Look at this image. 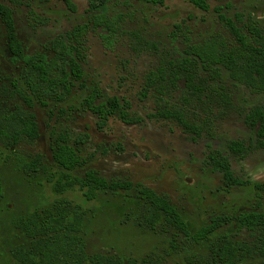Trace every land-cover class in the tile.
Here are the masks:
<instances>
[{
	"label": "rangeland",
	"instance_id": "374dc122",
	"mask_svg": "<svg viewBox=\"0 0 264 264\" xmlns=\"http://www.w3.org/2000/svg\"><path fill=\"white\" fill-rule=\"evenodd\" d=\"M20 1L23 5L12 8L26 53L48 55H52L53 40L83 21L81 7L86 9L88 3L74 0L78 11L72 14L62 0ZM169 1L166 8L153 7L147 0L111 2L110 15H125L116 25L114 48L106 49L100 30L92 28L85 46L86 61L82 63L84 78L76 83L72 95L61 103L47 99L46 105L35 99L32 108L15 92V83L24 87L23 66L11 62L5 26L0 20V106L8 113L18 107L35 113L40 132L37 140L24 139L14 148L0 143V264H16L14 251L19 247L29 249L33 241L27 228L44 214L56 215L60 210L83 216L79 235L85 240L89 255L135 259L138 264H222L214 261L211 251L213 243L222 236L255 247L258 235L238 230L235 217L243 211H264V190L255 186L264 185V147L253 143L255 129L245 123V116L253 107L264 106V93H253L235 84L224 68L218 83L196 81L204 87L203 98L183 95L181 82L159 95L155 89L145 90V78L161 64L179 57L186 49L185 35L193 43H200L220 34L227 43H234L218 22L212 10L215 7H223L228 15H251L264 26V0H232V9L225 8L223 0H210L211 11L196 19L189 14L190 7L192 11L201 10L185 0ZM133 32H139L144 40L159 42L160 50L138 44L131 36ZM174 36L176 43L172 44ZM217 85L224 89L216 91ZM95 91L99 101L114 97L121 103L128 101L130 114L143 121L127 125L112 116L103 124L84 103ZM222 94L230 96V104L223 103ZM159 108L183 110L186 119L201 132L198 142L192 143L194 134L185 131L177 120L148 117ZM64 133L87 160L84 166L69 172L72 179L84 178L87 171L94 170L108 182H146L160 195L168 196L191 225L192 233L216 215L230 216L231 224L197 244L165 221L148 227L144 219L150 205L134 188L121 192L99 190L92 201L85 198V190L78 183L69 185L64 181V188L57 190V181L65 171L54 162L52 147L57 136ZM232 140L251 145L245 158L229 153L227 145ZM211 151L228 153L235 175L251 184L226 192L222 175L214 173L205 161ZM187 178L192 179L191 184L186 183ZM238 264H264V258L253 253Z\"/></svg>",
	"mask_w": 264,
	"mask_h": 264
},
{
	"label": "trees",
	"instance_id": "16d2710c",
	"mask_svg": "<svg viewBox=\"0 0 264 264\" xmlns=\"http://www.w3.org/2000/svg\"><path fill=\"white\" fill-rule=\"evenodd\" d=\"M113 0H91L90 11L98 13L92 16L95 27L104 32L114 33L120 16L110 18L108 16V3ZM162 0H156L157 3ZM199 8L208 10L207 0H189ZM68 9L76 11V6L71 0H64ZM23 5L20 0H0V20L3 22L7 44L12 61L23 63L22 79L24 87H18L15 83V92L25 105L32 108L34 100H39L46 105L47 99L55 102L64 101L68 98L74 82L83 79L81 62L86 59L85 40L89 31V24H81L72 31L53 42L52 55L45 53L27 54L22 40L16 32V24L11 6ZM239 22L242 16L238 15ZM222 20L237 38L238 45L229 47L221 39H213L202 46L193 47L197 59L187 60L179 65H171V68L160 67L147 78L148 86H161L169 82L174 85L179 78L185 79L186 87L193 96L202 97L204 87L196 84V81L207 83L205 79H199L198 64L209 70L213 78L220 77L218 65L226 68L233 79L246 84L254 91H264V31L253 24H249L248 33L245 34L230 19ZM139 39L137 33L132 34ZM107 48H112L114 37L102 35ZM157 49L156 44H151ZM161 84V85H160ZM224 104H230V96L222 94ZM87 106L100 118L119 112V117L126 123H137L138 117H131L129 113L116 100L109 103H97L96 95L92 94L86 100ZM159 116L166 119L175 118L186 131L198 132L196 125L190 123L183 110L164 109ZM247 124L258 128V147H264V108L256 107L246 118ZM39 137V129L36 116L33 112L18 107L8 113L0 106V143L8 148H14L24 139L35 141ZM67 135L59 137V145L54 149V159L67 171L83 166L86 160L78 154L77 149L70 145ZM80 142V141H78ZM83 142V141H81ZM80 142V143H81ZM251 146L244 142L235 141L230 144L234 154L245 156L250 152ZM215 170L223 173L226 184L234 186H246L250 182L234 176L227 158L218 153L212 158ZM64 181L73 185L78 183L84 188V196L88 201L96 198L99 190L109 189L112 191L128 190L132 188L130 182L108 183L95 171H89L84 178L72 179L69 173H63L57 181L56 189L64 188ZM261 188L260 184H256ZM142 197L150 204V210L144 221L148 227L153 228L161 220L184 234L197 244L208 239L212 233L230 223L227 216L216 217L209 226L201 227L192 233L191 225L176 211L165 197L157 195L153 190L141 189ZM84 219L82 215L72 214L68 210H60L56 215L44 214L40 221H33L27 228L33 241L29 249L19 247L14 251L16 264H138L135 259L118 258L113 255L94 254L89 255L86 250V242L79 235L82 232ZM238 230H248L252 233L258 231L259 237L255 247L244 242H234L227 236H222L212 245L214 261L222 264H238L243 258H248L253 253H258L264 258V212L243 213L236 218ZM143 264H147L143 261Z\"/></svg>",
	"mask_w": 264,
	"mask_h": 264
},
{
	"label": "flooded vegetation",
	"instance_id": "af4514ba",
	"mask_svg": "<svg viewBox=\"0 0 264 264\" xmlns=\"http://www.w3.org/2000/svg\"><path fill=\"white\" fill-rule=\"evenodd\" d=\"M73 3H74V5L76 6V11H71L70 9H68V7H67V5L65 4V2H64V0H62V2H63V4H64V6H66V8L72 13V14H76L77 13V11H78V4L77 3H75L74 2V0H71ZM116 1H120V0H113V1H111V2H116ZM148 2H151L150 4L153 6V7H168L169 5V0H162L161 2H159V3H157L156 2V0H147ZM187 3H189L190 5H192V6H194L195 8H198L199 10H201L202 12H199V11H197V10H194V11H192L191 10V7H190V11H189V14H192L193 16H194V19H196V18H198V16L200 17V15L201 14H208L210 11H211V5H210V0H207V3H208V5H209V9L208 10H203V9H201V8H199L198 6H196L195 4H193L192 2H190L189 0H185ZM223 1H225L226 2V5H225V8H227V9H232L233 8V5H232V0H223ZM111 2H109L108 3V8H110L109 7V4L111 3ZM90 3H91V0H88V3H87V8L86 9H83V7H81V17L83 16L84 18H83V21L81 22V23H77V24H75V25H73L72 26V28L69 30V31H67V32H70V31H72L75 27H77L78 25H81V24H85V23H87V24H89V31H88V34H87V36H86V40H85V46H86V42H87V40H88V37H90V33H91V30H92V28L93 29H98V30H100V32H101V35H100V38H101V40H102V42H103V46L106 48V49H110V50H112L113 48H114V46L116 45V43H117V37H116V33H117V28L115 29V31H114V33L112 34V33H110V32H104L101 28H99V27H95L94 26V24H93V22H92V16L93 15H95V14H97L98 12L97 11H95V10H89L90 9ZM184 4H186V3H184ZM15 6V5H14ZM17 6H20V5H17ZM11 8H12V6H11ZM13 9V8H12ZM213 11H214V13H216V15H217V18H218V22L225 28V30L233 37V40H234V43H232V44H229V43H227V41L224 39V37L222 36V35H220V34H218V35H213V36H210V37H208V38H206V39H204L203 41H201L200 43H193L192 42V38L190 37V36H188V35H185V38H184V44H185V46H186V49L183 51V52H181L180 54H179V57L178 58H176V59H171V61H168L166 64H161L159 67H158V69L160 68V67H165V68H171V65L173 66V65H179V64H181L182 62H186L187 60H190V61H194V60H196L197 59V57H196V54L194 53V51H193V47H195V46H202V45H204L206 42H208V41H210V40H213V39H215V38H217V39H221V40H223L224 42H225V44L227 45V46H229V47H235V46H237L238 45V41H237V38L232 34V32L229 30V28L226 26V24H225V22L222 20V17L226 20V19H230V20H232L235 24H236V26L239 28V29H241V31L243 32V33H245V34H247L248 33V26H249V24H253V25H255V26H257L259 29H261V30H263L264 31V26H261L260 25V23L258 22V21H256V19L255 18H253L251 15H248V16H246L244 13H241V12H235L233 15H228V14H226L225 12H224V9H223V7H221V6H219V7H215L214 9H212ZM150 11H152V9H150ZM79 12H80V9H79ZM92 13V14H91ZM89 14H91V15H89ZM13 15H14V10H13ZM238 15H241L242 16V21L241 22H239V20L237 19V16ZM108 16L110 17V18H113V17H116V16H120L121 18H120V20H119V23H120V21L121 20H124V18H125V15L123 14V13H117L116 15H110L109 14V9H108ZM14 20H15V18H14ZM3 23V22H2ZM118 23V24H119ZM15 24H16V21H15ZM6 30V29H5ZM16 32H17V29H16ZM67 32H65V33H63L62 35H60L58 38H60V37H62L63 35H65ZM133 33H137L138 35H139V39H137V38H135L132 34ZM133 33H131V36L135 39V40H137V42H138V44H140V45H142V46H144L145 48H148L149 50H153V51H159L160 50V47H159V45H160V43L159 42H157V43H155V42H151V41H147V40H144L142 37H141V35H140V33L139 32H133ZM18 34V33H17ZM104 34H107V35H109L110 37L112 36V37H114V44H113V46H112V48H107L106 46H105V42H104V40H103V38H102V35H104ZM19 37V36H18ZM6 38H7V34H6ZM58 38H56V39H58ZM55 39V40H56ZM55 40H53V42L55 41ZM53 42H51V50H52V46H53ZM171 43L172 44H175L176 43V37L174 36L172 39H171ZM151 44H156L157 45V49H153L152 48V46H151ZM7 46H8V44H7ZM25 48V47H24ZM176 48V47H175ZM86 49V48H85ZM134 49H135V47H134ZM8 50H9V48H8ZM25 52H26V49H25ZM9 53H10V51H9ZM52 53H53V50H52ZM10 55H11V62L13 63V64H15V65H18V64H22V66H23V63L22 62H19V63H14L13 61H12V54L10 53ZM86 61V59L84 60V61H82L81 62V67H82V63L83 62H85ZM218 68H219V71H220V77L219 78H213V76L210 74V72H209V70H207V69H205V68H203V66H202V63L200 62L199 64H198V69H199V79H205L206 81H207V83H210V82H215V83H218V82H220L221 81V78H222V69L224 68V67H222L221 65H218ZM158 69H156L155 71H152V72H150L148 75H147V77L145 78V90H149V89H155L156 91H157V94H159V95H164L165 94V91L166 90H169V89H172V88H175L180 82L182 83V88H183V95L185 94V93H190L191 94V92H189V90H187V87H186V82H185V79H183V78H179L177 81H176V83L174 84V85H172V84H170L169 82H166V84L165 83H163L161 86H159V85H155V86H148L147 85V78L152 74V73H154V72H156ZM226 71H228L226 68H224ZM22 70H23V67H22ZM82 70H83V67H82ZM229 72V71H228ZM229 75H230V72H229ZM21 77H22V73H21ZM83 78H84V71H83ZM229 78L235 83V84H240V85H243V86H245V87H247L249 90H251L253 93H264V91H254V90H252V88H250V87H248L246 84H242L241 82H238V81H236L235 79H233L232 77H231V75L229 76ZM83 80V79H82ZM82 80H80V81H75L74 82V88L72 89V93H73V90L75 89V87H76V83L77 82H81ZM80 87H81V85H80ZM222 89H224V87H222V86H220V85H217L216 86V91H220V90H222ZM215 90V89H214ZM72 93H71V95H72ZM92 94H95L96 95V100H97V103H101V102H106V103H109V101H111V100H116V101H118L119 102V104L129 113V115L131 116V117H133L131 114H130V103H128V101H123V103H121L120 101H119V99L118 98H116V97H114V98H112V99H110V100H108V101H99V95H98V92H93V93H91L85 100H84V103H85V106L87 107V109L89 110V111H91L93 114H95L97 117H98V119H99V121L100 122H102L103 124H105L107 121H108V119L110 118V117H112V116H118V118L121 120V118L119 117V112L118 111H116L115 113H113V114H110V115H108L106 118H100L99 117V115L98 114H96V113H94L88 106H87V104H86V100L92 95ZM70 95V96H71ZM192 95V94H191ZM69 96V97H70ZM144 96H146L145 94H144ZM205 96V95H204ZM68 97V98H69ZM68 98H66V99H68ZM203 98V97H202ZM65 99V100H66ZM64 100V101H65ZM183 100H185L184 98H183ZM232 100V99H231ZM39 101V100H38ZM54 101V100H53ZM64 101H61V102H64ZM40 102V101H39ZM55 102V101H54ZM61 102H56V103H61ZM185 102H186V100H185ZM43 105V104H42ZM256 107H263L264 108V106H261V105H259V106H255V107H253L249 112H248V114H246V116H245V123L247 124V122H246V118H247V116L251 113V111L254 109V108H256ZM164 109H170V108H164ZM164 109H158L157 111H156V113L155 114H153V115H149L148 117L149 118H161V119H165V120H167L166 118H164V117H161V116H159V113L162 111V110H164ZM174 110V109H173ZM175 110H177V109H175ZM35 114V113H34ZM185 114V113H184ZM36 116V115H35ZM138 118H140V121L139 122H137V123H126V122H124L123 120H121L124 124H127V125H137V124H139V123H141L142 121H143V118H141V117H138ZM170 119H175V118H170ZM176 120V119H175ZM37 122V121H36ZM179 123V122H178ZM191 123V122H190ZM180 124V123H179ZM37 125H38V123H37ZM248 126H250V127H252L251 125H249V124H247ZM180 126L186 131V129L180 124ZM197 128H198V126H197ZM254 129H255V133H256V141L255 142H253L254 144H257L258 143V140H259V137H258V128H255V127H253ZM38 129H39V127H38ZM191 132V131H190ZM192 134H194V137H193V139H192V143H196V142H198L197 140L198 139H200L201 138V132H200V130H199V128H198V132H191ZM39 135H40V132H39ZM61 135H67L68 136V138L72 141V139H71V137L68 135V134H66V133H64V134H60V135H58L57 136V138H56V141H55V146H53L52 147V154H53V160H54V162L60 167V168H62V166H60L56 161H55V159H54V149L55 148H57L58 147V145H59V137L61 136ZM39 138V137H38ZM37 138V139H38ZM36 139V140H37ZM71 141H70V145H72L71 144ZM235 141H241V142H244L245 144H246V142L245 141H242V140H232V141H229V143H228V145H227V149H228V151H229V153L230 154H233V155H235L236 157H238V158H241V159H243V158H245L246 157V155L243 157V156H240V155H237V154H234L232 151H231V149H230V144L232 143V142H235ZM76 143L78 144V143H80V142H78V141H76ZM18 146V145H17ZM72 146H74V145H72ZM246 146H251V145H248V144H246ZM75 147V146H74ZM207 147H208V149L209 150H212V146L211 145H207ZM76 148V147H75ZM77 149V148H76ZM77 151H78V149H77ZM218 153H220V154H222V156H224L225 158H227L228 159V161H229V157H228V153H223V152H220V151H211L208 155H207V159H205V161L206 162H209V165L212 167V170L214 171V173H220L221 175H222V182H223V185H224V187H225V191L226 192H229V190L230 189H233V188H236V187H244V186H234V185H228V184H226V182H225V179H224V175H223V173L221 172V171H219V170H215L214 169V165H213V162H212V158H213V156L214 155H217L218 156ZM78 154L80 155V157H82L81 156V154H80V152H78ZM249 154V153H248ZM83 158V157H82ZM86 160V159H85ZM86 163H87V160H86ZM85 163V164H86ZM84 164V165H85ZM229 164H230V162H229ZM83 165V166H84ZM231 166V165H230ZM80 167H82V166H79V167H76L75 169H77V168H80ZM66 173H69V172H71V171H73V170H75V169H73V170H71V171H67V170H65L64 168H62ZM231 170H232V172H233V174H234V176L235 177H237V178H241V177H238V176H236L235 175V173H234V171H233V169H232V167H231ZM89 171H94V170H89ZM89 171H87V172H89ZM86 172V173H87ZM206 172L207 173H210L209 172V170H207L206 169ZM86 173H85V175H86ZM102 178V177H101ZM79 179H81V178H79ZM103 179H105V178H103ZM242 179V178H241ZM106 180V179H105ZM191 178H187L186 179V183H188V184H191L190 182H191ZM243 180H246V179H243ZM107 181V180H106ZM246 181H249L250 182V184H251V181L250 180H246ZM108 182V181H107ZM112 182H130V183H132V188H130V189H128V190H132L133 188L134 189H136L137 190V192H138V195H139V197L142 199V200H144V201H146L143 197H142V194H141V189H150V190H153L157 195H159V196H161V197H165L168 201H169V203L176 209V211L183 217V215H182V213L181 212H179V210L171 203V201L169 200V198H168V196H166V195H160L159 193H157V191H156V189L154 188V187H152L151 185H149V184H147L146 182H143V184L142 183H137V184H134L133 183V181H130V180H126V181H112ZM112 182H108V183H112ZM256 184H259V183H256ZM256 184H255V186H256ZM262 187L261 188H257V189H263L264 190V185L263 184H260ZM247 186V185H246ZM153 188V189H152ZM109 190V189H108ZM128 190H117V191H128ZM110 191H112V190H110ZM117 191H113V192H117ZM163 194H166V193H163ZM146 203H148L147 201H146ZM149 204V203H148ZM150 205V204H149ZM251 212H264V211H243V212H240L236 217H235V222H236V218L239 216V215H241V214H243V213H251ZM219 216H227V217H229L230 218V223L228 224V225H230L231 224V222H232V218L230 217V216H228V215H216V216H214V217H212L210 220H209V224H207L206 226H209L211 223H212V221L216 218V217H219ZM184 218V217H183ZM228 225H226V226H228ZM206 226H202V227H206ZM226 226H223V227H226ZM223 227H221V228H223ZM244 230H246V229H244ZM246 231H248V230H246ZM250 232V231H249ZM256 234L258 235V237H259V232L258 231H256ZM258 237H257V239H258ZM234 242H236V241H234Z\"/></svg>",
	"mask_w": 264,
	"mask_h": 264
}]
</instances>
